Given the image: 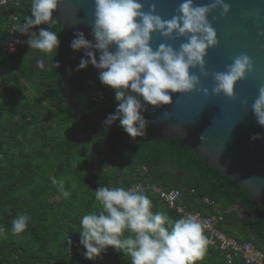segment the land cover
I'll return each instance as SVG.
<instances>
[{"label":"trees","instance_id":"1","mask_svg":"<svg viewBox=\"0 0 264 264\" xmlns=\"http://www.w3.org/2000/svg\"><path fill=\"white\" fill-rule=\"evenodd\" d=\"M30 8L31 0H8L0 7V264H131L127 253L112 247L94 260L83 256L80 220L100 210L94 191L101 186H139L152 210L173 220L182 216L168 209L154 189L177 190L187 212L219 217L216 227L223 234L264 251V209L241 187L207 169L176 139L157 140L149 127L145 136L132 138L118 120L104 124L116 111L115 91L88 81L90 64L77 70L84 52L70 47L72 38L56 20L30 31L57 33V53L30 49V33H8L9 17L23 23ZM11 40L16 50L3 56L2 47ZM37 59L44 60L45 70L36 66ZM52 178L64 181L68 197ZM238 205L241 210L230 209ZM20 214L30 217L28 226L13 234L12 220ZM195 264L226 263L223 252L207 246ZM231 264L243 263L234 259Z\"/></svg>","mask_w":264,"mask_h":264},{"label":"clouds","instance_id":"2","mask_svg":"<svg viewBox=\"0 0 264 264\" xmlns=\"http://www.w3.org/2000/svg\"><path fill=\"white\" fill-rule=\"evenodd\" d=\"M61 0H31L30 15L16 25L20 35L30 33L26 41L32 50L51 54L60 45L57 33L35 26L54 22L53 12ZM221 9V15L230 12L225 0H212L207 5H196L194 0H183L170 20L156 14L155 3L145 12L138 0H94V20L90 25L95 39L93 44L83 32H76L70 47L74 51L86 50L77 70L89 64L99 73L100 82L115 91L118 102L116 111L109 114L104 124L111 126L119 121L123 130L132 138L146 135L148 121L141 115L146 105L160 107L172 103L170 93H190L200 85V76L207 77L205 57L210 48L218 44L217 32L208 20V14ZM159 33L165 39L186 38L179 48L161 43L156 50L151 47L152 35ZM114 47V51L109 49ZM92 49L100 52L99 62ZM36 66L45 70L43 59ZM59 67V64H54ZM199 68L200 75L190 72ZM253 70L252 60L241 53L233 59L225 71L213 72L211 93L207 95L235 98L237 82ZM143 98L144 104L137 96ZM242 103L247 106L248 101ZM252 112L259 126L264 127V86L252 104ZM167 114V113H166ZM156 123V121H152ZM251 141L264 139L261 133H253ZM58 192L68 197L64 181L52 178ZM98 212L83 215L80 220L79 243L86 250V260H94L109 247L127 253L131 264H195L205 255L209 240L204 226L196 216L187 215L173 220L164 212H154L151 199L136 188L101 186L94 191ZM30 217L20 214L12 220L11 232L19 234L26 230ZM128 234L125 236L124 233ZM69 245L71 239L67 240ZM70 251V248L68 249Z\"/></svg>","mask_w":264,"mask_h":264},{"label":"water","instance_id":"3","mask_svg":"<svg viewBox=\"0 0 264 264\" xmlns=\"http://www.w3.org/2000/svg\"><path fill=\"white\" fill-rule=\"evenodd\" d=\"M147 12L155 3L156 14L170 20L183 0H138ZM212 0H194L196 5H207ZM230 12L221 15L217 8L208 14V20L217 32L218 44L210 48L205 57L207 77L200 76L197 90L190 93H170L172 103L155 107L146 105L147 111L141 115L148 121L157 140L170 137L189 147L207 169H213L241 187L264 209V139L251 141L253 133L264 136V127L258 125L252 112V104L264 86V0H225ZM53 18L61 32L75 38L76 32H83L85 38L95 43L90 25L94 20V0H61L53 12ZM186 38L165 39L159 33L152 35L151 47L156 50L161 43L179 48ZM112 46L109 50L114 51ZM85 53L86 50L81 49ZM94 51L99 62L100 52ZM241 53L252 60L253 70L246 78L237 82L235 98L205 95L202 88L211 93L213 72L225 71L233 59ZM101 70L90 64L88 81L99 80ZM200 75L199 68L190 69ZM137 96L144 104L143 98ZM247 100V106L242 101ZM167 113V114H166ZM156 121V123H152ZM206 203L207 201L204 200ZM242 206L230 209L241 210ZM246 215L241 213V218ZM252 232V229H249Z\"/></svg>","mask_w":264,"mask_h":264},{"label":"built area","instance_id":"4","mask_svg":"<svg viewBox=\"0 0 264 264\" xmlns=\"http://www.w3.org/2000/svg\"><path fill=\"white\" fill-rule=\"evenodd\" d=\"M8 5V0H0V7ZM12 23L8 28V33L13 36L16 32L17 18L10 16ZM16 50L14 41H9L2 47L3 56H8ZM136 189H140L139 186ZM154 192L164 202L170 210H175L182 217L187 215L196 216L204 226V234L209 240V247L220 250L224 254L226 264H231L234 259H239L243 264H264V251L257 250L250 241H237L236 239L223 234L217 229L219 217H203L199 212H187L180 204V193L177 190L163 191L160 188L154 189Z\"/></svg>","mask_w":264,"mask_h":264},{"label":"flooded vegetation","instance_id":"5","mask_svg":"<svg viewBox=\"0 0 264 264\" xmlns=\"http://www.w3.org/2000/svg\"><path fill=\"white\" fill-rule=\"evenodd\" d=\"M27 51H29V50H27Z\"/></svg>","mask_w":264,"mask_h":264},{"label":"rangeland","instance_id":"6","mask_svg":"<svg viewBox=\"0 0 264 264\" xmlns=\"http://www.w3.org/2000/svg\"><path fill=\"white\" fill-rule=\"evenodd\" d=\"M239 237H241V236H239Z\"/></svg>","mask_w":264,"mask_h":264}]
</instances>
